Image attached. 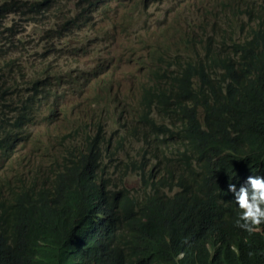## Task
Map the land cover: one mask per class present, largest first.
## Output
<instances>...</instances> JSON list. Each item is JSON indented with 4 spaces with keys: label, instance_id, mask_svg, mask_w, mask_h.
Listing matches in <instances>:
<instances>
[{
    "label": "trees",
    "instance_id": "1",
    "mask_svg": "<svg viewBox=\"0 0 264 264\" xmlns=\"http://www.w3.org/2000/svg\"><path fill=\"white\" fill-rule=\"evenodd\" d=\"M61 2L0 0V56L15 49L23 25L50 18L57 21L41 42L45 51L60 52L49 40L94 28L93 16L105 4L79 0L67 16ZM222 26L217 21L211 30ZM220 33V39L199 38V50L183 44L175 56L152 47L140 121L127 120L116 102L117 127L108 135L101 120L83 123L74 132L94 137L95 148L74 154L49 180L29 181L10 164L11 175L0 176V264H264V224L251 234L236 227L238 209L227 191L264 160V21L242 25V39ZM13 65L18 60L2 61L0 74ZM49 80L45 71L10 80L12 105L5 107L11 114L0 111V168L18 145L19 124L34 96L53 88ZM0 82L6 86L1 76ZM5 90L0 87V100ZM204 90L212 102L198 113L197 94ZM100 98L95 93V103ZM131 138L144 142L138 161L118 152ZM132 170L139 185L131 190L126 179ZM94 201L95 207H84Z\"/></svg>",
    "mask_w": 264,
    "mask_h": 264
},
{
    "label": "clouds",
    "instance_id": "2",
    "mask_svg": "<svg viewBox=\"0 0 264 264\" xmlns=\"http://www.w3.org/2000/svg\"><path fill=\"white\" fill-rule=\"evenodd\" d=\"M67 1L71 2V0ZM67 1L63 0L62 7H60L62 2L58 7L64 9L67 16H71L74 11H72L69 6L64 5ZM171 1L172 7L168 17L172 15L174 23L177 22L176 17H182L185 21V24L181 27L183 33H181L179 37V46L182 45L183 48V44H187L190 41L195 43L196 49L199 50L200 44L197 43L199 38L212 36L220 39L223 36L220 33L222 30H227V34H230L233 39H238L236 37V32H240L242 25H244L245 28L248 26H254V18H258V22L264 21V0H168V2ZM141 4L142 6H147V11L152 10L155 7L153 6L155 5V2L153 1L151 5L150 0L148 4H146V1L142 0L137 5L139 6ZM108 6L109 1H105L103 9H107ZM142 10L143 7L127 10L123 16L117 17L107 15L101 8H99L93 16L95 21L94 28L88 26L81 30L75 29L63 40L59 42L56 41V44L51 43V40H49V44L51 46H55L60 49V52L53 51L49 53L55 54L59 60H63L65 62L71 63V60H76V65L71 71L79 76H74L83 77L87 82L90 81L93 85L95 84V93L100 96H105L111 101L115 103L117 102L123 106L126 112L127 120L131 121H140L139 112L141 109L145 111V108L141 103V98L150 87V72L152 70L150 59L151 48L158 46L162 50H165L167 55L170 56H175L177 51L184 50L183 48H177L173 44L166 42L162 43L157 39L155 40L150 38L148 28L142 27L141 31L139 33L137 32L136 38L134 39L137 41V46L131 49L129 55L126 56V59L118 57L116 52L109 48L107 41H104L103 39L107 38V35L111 32V28L115 29L118 34L121 30L128 31L131 28L137 27L140 23H137L134 20V15L140 13ZM100 11H102L104 15L96 14ZM50 16H52V14H50L49 17ZM250 18H253V21L250 20ZM100 20L103 22L110 21L112 26L100 27ZM49 21L52 23L57 20L50 18ZM217 21H219L220 25L224 26L217 28L216 31H212V27L211 25L209 27L208 23L212 22L214 27V24ZM46 23H48V20L45 19L35 25L45 26ZM188 26L192 27L191 31H189L192 32V35L188 38H184V31L188 28ZM45 31L46 29H42L40 37L45 33ZM189 32L187 33L189 34ZM170 39H173V37H170ZM95 40L97 41L95 42ZM39 41L41 42V38H39ZM42 43L44 50L42 57L45 58L48 52L45 51L46 44L44 42ZM88 50H90V52H88ZM10 55L7 59L18 60L14 56L10 58ZM88 59H91L93 62L91 67L83 68L80 66L85 64ZM38 73H34L32 75L36 76ZM89 74L90 76H88V80V78L84 75ZM0 76L3 77L1 74ZM3 80L5 81L7 88H11L10 85L6 83L4 77ZM49 81L52 83L51 79ZM60 87L62 88L63 85ZM50 89L51 87L43 88L36 96H34L32 109L25 113V125L27 127H31L27 122L31 121L30 112L33 110V105L35 103H39L41 99L48 101L51 94ZM211 102L212 96L208 90H204L200 94H197L196 111L198 113L203 112L204 106ZM38 112L39 111H37V113ZM48 117L49 115H46L45 118ZM113 120H115V115H113ZM71 125L74 126L76 124L72 122ZM73 128L74 130L81 129L76 127ZM171 129L173 130L172 127ZM109 133L110 132H108L107 135ZM3 134L4 133H2V135ZM86 136L87 135H82L80 130L77 132V135L71 144L65 148L64 151L50 154L46 141L42 138V136L33 135L31 139L36 142L39 153L42 156H47L49 154L50 161L47 165L38 161H30L25 169L17 168L18 172H24L29 181L37 180V182L40 183L44 180H49L54 175L58 167H62L68 159L75 156L74 154H71L72 156L67 154V151L70 150L72 152L73 146L76 149L79 141ZM164 138L165 141H167L171 137L169 133H167L164 135ZM131 140H134V138H131ZM136 141L137 143L140 142L138 140ZM128 145H132V143L130 142L123 146L126 147ZM140 148L141 146L137 148L136 152H130L128 150L125 155H134L137 159H140ZM167 153L168 151L166 150V154ZM1 154L2 152L0 151V155ZM13 155L14 147L12 148V152L9 151L7 157H10L11 159ZM57 158L60 159L56 161ZM7 161H9V158H7ZM25 163H27V161ZM253 167V172L241 178L244 183L239 186L229 183L227 186V191L232 194V201L238 209L235 215L234 224L236 227L243 229L249 234L258 231V226L264 224V160L257 162L253 165ZM131 174H135L134 171L131 172ZM251 254L252 253L250 252L249 255ZM180 255L182 256L183 253Z\"/></svg>",
    "mask_w": 264,
    "mask_h": 264
},
{
    "label": "rangeland",
    "instance_id": "3",
    "mask_svg": "<svg viewBox=\"0 0 264 264\" xmlns=\"http://www.w3.org/2000/svg\"><path fill=\"white\" fill-rule=\"evenodd\" d=\"M109 1L107 9H102L104 13L112 16H123L127 10L142 8L143 10L134 15V20L140 23L137 27L131 28L128 31L121 30L117 34L115 29L111 28V32L104 38L107 41L109 48L113 49L118 57L126 59L131 49L137 46L136 38L137 32L139 33L143 28H148L149 37L157 39L162 43H170L177 48H183L180 43V34L183 33L181 27L184 22L174 23L173 16L169 15L172 1L163 0L162 4L155 6L152 10L147 11V6L137 5L142 0H105ZM205 1V0H203ZM149 0H146L148 4ZM79 0L67 1L64 5H70L72 8H77L74 4H78ZM63 2L60 7H62ZM102 11L96 14H102ZM12 15H8L3 24H7ZM194 17V16H193ZM51 23H46L45 26H36L33 24L23 25V30L20 35L16 37L15 49L6 50L4 56H0V63L6 60L9 55L18 59V65H13L11 70L4 75L6 83H10L11 79L22 81V77L31 76L34 73L44 71L50 76L52 80L53 88L50 89L51 94L48 101L44 99L39 103L33 105V110L30 112L31 121L27 122L31 126V131L28 132L27 138L18 140V146L14 147V155L6 163V170H11L9 167L13 162L15 167L25 169L30 161H38L40 163L48 164L50 161L49 154L45 157L48 159H41L42 156L38 149L36 142L31 139L33 135L42 136L46 141L50 154L64 151L67 148L77 132H74V128H79L78 125H83L88 121L101 120L105 124L106 132H112L117 127L115 120L112 121V108L116 103L111 102L109 98L101 95L100 104L95 103V84L90 81H86L83 77L74 74L71 70L76 65V60H71V63L59 60L53 53H47L43 58L42 54L43 43L39 41L42 29H47ZM212 27L213 23L209 22L208 26ZM100 27L112 26L110 21H99ZM173 39H170V37ZM97 40H95L96 42ZM51 43L56 44V38L53 36ZM173 48V47H172ZM106 49V48H105ZM90 52V50H88ZM46 53V52H45ZM30 58V59H27ZM3 59V60H2ZM2 60V61H1ZM31 64V65H30ZM93 65L91 59H88L85 64L80 65L83 68H89ZM75 75V76H74ZM34 76V75H33ZM63 85L61 88L60 86ZM54 89L57 92H54ZM2 107H0V110ZM5 113L11 114L9 108L3 107ZM106 110V112H105ZM37 111H39L37 113ZM49 115L48 118H45ZM76 125L72 126L71 123ZM26 121L24 122V124ZM24 133L21 132L20 136ZM132 145L125 147L126 151L136 152L137 148L141 145L137 141L131 140ZM27 161V163H25ZM126 182L130 189H133L139 185L136 180V175L131 174Z\"/></svg>",
    "mask_w": 264,
    "mask_h": 264
},
{
    "label": "bare ground",
    "instance_id": "4",
    "mask_svg": "<svg viewBox=\"0 0 264 264\" xmlns=\"http://www.w3.org/2000/svg\"><path fill=\"white\" fill-rule=\"evenodd\" d=\"M155 2V5L153 6H157V5H160L162 4L163 0H150V4L152 5V2ZM258 18H254V21L253 23L256 24L258 22L257 20ZM176 20H179L180 22H184V19L182 17H176ZM236 37L239 38V39H242V34H240V32L236 34ZM30 77V76H28ZM1 83V82H0ZM0 87H2L3 89H6L5 90V96L3 97V100H0V106L2 107L0 111H5V109H3V107L7 106V105H12V104H8V100L10 98V96L12 95V90L11 88H6V86L0 84ZM14 114L18 116V113L16 111H14ZM111 119L113 120V117H111ZM24 121H25V118L20 122L19 124V128L21 129V132L24 130V133L22 135H27L28 132L31 131V127H27L25 124H24ZM114 121V120H113ZM142 121V120H141ZM91 123L93 124V121H91ZM3 126H6L9 128V124H7L5 121H3ZM176 126H178V124H176ZM85 127V126H84ZM83 126H79V128H84ZM169 127H172L173 129H176L175 126H172L171 124H169ZM20 132V133H21ZM20 135V134H19ZM21 139V136L18 138V140ZM18 143V141H17ZM6 144H7V141H6ZM138 144H140L141 146H144V142L141 140L140 142H138ZM90 148H95V139L94 137H84L83 139H81L78 143V146L76 147L75 150H73L72 152L70 150L67 151V154L71 155V154H78L79 151L81 150H84V149H90ZM118 152L119 154L122 156V158H125V159H134V160H139L137 159L134 155H131V156H127L125 154H127V151L125 150V147H119L118 148ZM41 159H48L47 157L45 156H39ZM58 159L60 158H57L56 161H58ZM0 176L1 174H4L6 171H7V174L8 175H11V172L9 170H6V168H0ZM133 172V170L131 171ZM132 190V189H131ZM95 207V201L93 202V204H86V208L88 207ZM83 264H95V261H88V262H85Z\"/></svg>",
    "mask_w": 264,
    "mask_h": 264
}]
</instances>
